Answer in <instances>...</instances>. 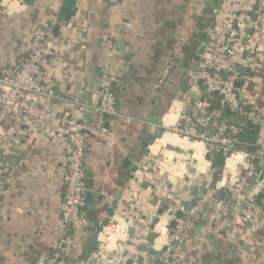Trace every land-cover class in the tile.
I'll return each mask as SVG.
<instances>
[{"label":"crops","instance_id":"obj_1","mask_svg":"<svg viewBox=\"0 0 264 264\" xmlns=\"http://www.w3.org/2000/svg\"><path fill=\"white\" fill-rule=\"evenodd\" d=\"M61 5L60 0L1 1L0 68L14 64L30 50L32 34L49 25L51 13L59 12ZM218 6L219 0H78L76 15L57 24L55 53L43 64L44 85L55 95H82L91 102L102 68L109 65L119 111L108 117L112 145L88 126L85 164L87 191L92 193L90 201L86 198L90 235L72 234L66 264H82L94 229L117 214L135 222L130 224V239L121 244L120 254L127 261L143 257L144 264H159L158 255L148 252L160 250L165 239L158 237L154 244L148 241L158 209H167L175 200L194 208L207 197L200 191L203 185L196 197L187 191L191 180L183 172L192 170L202 184L207 182L206 188H213L214 154L204 157L202 142H181L184 139L168 130L177 116L171 112L173 101L186 89L185 74L206 44L208 12ZM252 39L258 69L244 73L249 79L241 98L258 109L256 125L262 139L264 24ZM120 41L129 59L121 54ZM165 64L171 65L170 76L163 88L155 90ZM83 88H87L84 94ZM39 104L50 114L34 112L22 117L0 112V264H49L62 234L60 202L67 170L63 129L64 119L74 112L57 97L42 98ZM91 117L88 114V120ZM263 191L254 184L257 197ZM184 216L188 230L172 248L174 264H264V221L208 203ZM139 235L143 239L138 240ZM98 247L97 240L91 255Z\"/></svg>","mask_w":264,"mask_h":264},{"label":"built area","instance_id":"obj_2","mask_svg":"<svg viewBox=\"0 0 264 264\" xmlns=\"http://www.w3.org/2000/svg\"><path fill=\"white\" fill-rule=\"evenodd\" d=\"M62 1L60 0L61 3ZM120 1L122 0H112L113 3ZM216 9L217 14L213 18L215 26L208 31L210 40L205 44V51L197 61L196 70L189 68L186 72V89L178 92L173 101L171 112L177 116L168 132L184 140L202 142L204 157L217 151L225 154L222 173L213 188L226 191L227 196L224 200H219L206 195L190 211L176 200L173 204H167V209L158 222H163L167 230L166 242L160 246L162 253L156 258L162 264H174L170 255L172 248L185 237L188 230V221L184 215L186 212L195 213L202 203L240 215L246 212L248 216L264 221V203L253 193L255 183L264 190V170L257 167L264 166V138L258 139L253 152L240 148L245 144L239 137L242 128L232 123L229 115L237 114L255 125L260 122L258 109L248 106L241 98L245 81L249 79L241 71V67L253 72L258 69L255 59L257 46L252 34L264 24V0H220ZM57 24L58 11L55 9L51 13L49 25L32 34L33 46L30 50L14 64L0 68V112L22 117H28L34 112L49 115L50 110L40 109L39 103L42 98L52 97L64 100L74 112L64 119L63 129L67 146V170L62 181L60 202L62 234L49 258V264H66L73 245L72 234L90 235L85 164L88 126L98 138L112 145L114 141L108 117L118 115L119 111L115 78L109 65L102 68L94 100L91 102L85 101L82 95L69 98L55 95L53 90L44 85L43 64L55 53L53 38ZM244 52H247L246 56ZM170 73L171 65L165 64L159 71L153 88H163ZM86 90L87 88H83L82 94ZM215 100L217 105H214ZM88 114H92L89 120ZM1 139L0 136V142ZM231 158L235 160L229 164L228 160ZM161 162L168 167V162H164L163 158ZM183 175L191 180L188 186L199 188L202 185L192 170L183 172ZM130 218L117 214L110 219L108 225L100 226L97 231L99 247L86 261L87 264H127L126 256L118 250L122 243L130 239V224L135 223ZM172 220L176 221L173 227L170 225ZM157 224L153 230L159 237ZM138 238L141 240L143 236L139 235Z\"/></svg>","mask_w":264,"mask_h":264},{"label":"water","instance_id":"obj_3","mask_svg":"<svg viewBox=\"0 0 264 264\" xmlns=\"http://www.w3.org/2000/svg\"><path fill=\"white\" fill-rule=\"evenodd\" d=\"M24 3H27V4H31L33 3L34 1L36 0H22ZM77 1L78 0H63L62 1V5L60 6V10L58 12V22H68L72 19V17H74L77 13ZM0 3H1V0H0ZM217 14V9L213 10V15L212 17L214 18ZM253 18L255 19L256 18V14L254 13L253 14ZM215 26V21L212 19L210 21V29H213ZM59 30V26L56 25L55 28H54V33L56 34ZM250 32L252 33L253 32V29L250 30ZM210 40V35L207 34L206 35V38H205V42H209ZM119 47H120V50H121V54L124 56V58L126 59H129V56L127 54H125V45L122 41L119 42ZM205 51V46H201L199 51H198V54L195 56V62L192 66V69L193 70H196V67H197V61L199 60L200 58V55L203 54ZM247 55V52H244V56ZM241 71L243 73H245L247 71L246 68L244 67H241ZM152 142V139L149 140V142L146 144V149H145V153L148 152V145ZM215 152H211L207 155V158H211V155L214 154ZM256 163H258V160H255ZM258 169L260 170H264V166H260L258 165L257 166ZM136 170V169H135ZM218 172H215V174H217ZM159 181H157L156 184H158ZM203 185V188H201V192L204 194V195H210V196H214L215 198L219 199V200H224L227 196V193L226 191L224 190H221V191H217L215 188H211V189H208L206 188L207 187V182H204ZM201 185V186H202ZM154 187V186H153ZM171 188V186H169ZM229 188V187H227ZM187 191L188 192H191V195L193 197H196L198 192H199V188L198 187H190V186H187L186 187ZM92 193L90 191H87L86 192V198L90 201V199L88 197H91ZM258 199L264 203V191L263 192H260L258 194ZM115 204L117 202H114ZM183 204L185 205V208L187 211H190L192 209V204H188V203H185L183 202ZM165 211V208L164 207H160L158 209V215L153 219V222L150 226L151 228V232L149 233V236H148V241L151 243V244H154L155 243V240L158 238V234L153 230L155 228V225L160 221V216L164 213ZM113 214V209H109V215H112ZM109 223V218H106L104 220V225H108ZM176 224V221L175 220H172L170 225L173 227L175 226ZM98 240V234L97 233H94L92 236H91V240H90V244L88 246V252L86 253L85 255V264L86 261L90 258V255H91V251L93 250V248L95 247L96 245V242ZM241 244H243L245 246V243L244 242H241ZM149 254L151 255H160L162 253L161 250H156L155 248H150L149 249ZM144 264V258L143 257H140L138 260H132V259H129L127 261V264ZM159 264H162V263H159Z\"/></svg>","mask_w":264,"mask_h":264},{"label":"trees","instance_id":"obj_4","mask_svg":"<svg viewBox=\"0 0 264 264\" xmlns=\"http://www.w3.org/2000/svg\"><path fill=\"white\" fill-rule=\"evenodd\" d=\"M214 105H217V100H215ZM229 115L231 122L242 128V131L239 133V137L245 142V144L241 145L240 148L249 152H253L256 148L255 143L258 141L260 134L258 126L255 125L252 121L243 118L237 114L231 113ZM225 157L226 156L222 151H217L214 154L213 168L215 169V172L218 173H214L213 182L211 184L212 187L215 186L216 181L222 173V169L225 164ZM99 228L100 227L94 229L95 233L99 230Z\"/></svg>","mask_w":264,"mask_h":264},{"label":"bare ground","instance_id":"obj_5","mask_svg":"<svg viewBox=\"0 0 264 264\" xmlns=\"http://www.w3.org/2000/svg\"><path fill=\"white\" fill-rule=\"evenodd\" d=\"M184 141H186V140H183V141H181V142H184ZM234 160H235V159L231 158V159L228 160V163H229V164H232V163L234 162ZM158 225H159L160 227H158ZM156 229H157V231L159 232V235H160L159 237H161V236H164V237H165L164 242H162V243L164 244V243L166 242V234H167V230H166V227L164 226L163 222L158 223L157 226H156ZM163 244H162V245H163Z\"/></svg>","mask_w":264,"mask_h":264},{"label":"rangeland","instance_id":"obj_6","mask_svg":"<svg viewBox=\"0 0 264 264\" xmlns=\"http://www.w3.org/2000/svg\"><path fill=\"white\" fill-rule=\"evenodd\" d=\"M219 3H220V0H219ZM212 15H213L212 12H208V18L211 19V20L213 19Z\"/></svg>","mask_w":264,"mask_h":264}]
</instances>
